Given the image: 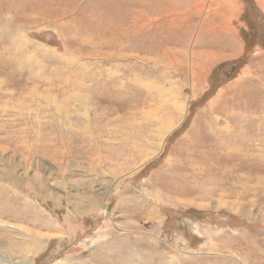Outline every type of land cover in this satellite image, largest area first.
<instances>
[{"label": "rangeland", "instance_id": "1", "mask_svg": "<svg viewBox=\"0 0 264 264\" xmlns=\"http://www.w3.org/2000/svg\"><path fill=\"white\" fill-rule=\"evenodd\" d=\"M131 1L0 0V264H264V1L182 68Z\"/></svg>", "mask_w": 264, "mask_h": 264}, {"label": "bare ground", "instance_id": "2", "mask_svg": "<svg viewBox=\"0 0 264 264\" xmlns=\"http://www.w3.org/2000/svg\"><path fill=\"white\" fill-rule=\"evenodd\" d=\"M111 1L113 0H103V1L100 0L101 4L103 5V13L105 12L108 3ZM212 2L213 4L211 8L208 9L209 8L208 7L207 10H205V12H203L204 9L202 8V5L195 4L194 0H132L131 9L136 17L142 19L144 18L142 24L146 30H153V32H155V35L154 34L152 35L153 41L150 46V49L152 51L163 50L164 60L166 59V61L169 62V65L175 64V66L179 65L182 68L185 66V64H181L182 62L180 60V57L173 58L174 57L173 54L170 53V50H168L170 49V46L168 45L170 43L169 38L175 37L172 40V43L174 42L179 44L180 48H178V52L180 51L179 52L180 56L187 55V50L185 49L188 48L187 45L189 43L188 42L189 37L195 34V31L198 27L196 24V18L199 17V15L202 13H204V15L203 18L201 19L202 23L200 25L201 27L197 33V36L198 37L200 35L203 36L205 35V33H209L210 35L211 33L216 32L217 27L215 24L217 19L221 18L222 23L224 20L222 16H220L223 13H220L221 9H219L218 7L220 5L223 6L225 9L224 11L226 12L227 5H229V3L227 2V0H212ZM262 6H264V4H262ZM146 21H148L147 24L145 23ZM153 25L155 27H153ZM140 27L141 26H138V28ZM197 36L194 43L198 41ZM162 37L164 38L161 39ZM204 45L205 42L201 38L196 44L197 50H194L195 48L192 47L191 49H189L190 50L189 53H191L192 60H190L191 64L188 65L189 67L188 70L189 71L191 70L193 81L197 79V70L199 68V63L202 61L201 59L195 61L194 57L196 56L195 54L197 53L199 56H202L203 58L205 51L200 52L199 49ZM155 61H159V60L156 59ZM243 85L249 86V83H244ZM240 136H241V131H240ZM0 222H3L2 225L16 227L12 223L11 224L6 223L7 221L5 222L2 220ZM30 262L32 263L33 261L29 259V263Z\"/></svg>", "mask_w": 264, "mask_h": 264}]
</instances>
